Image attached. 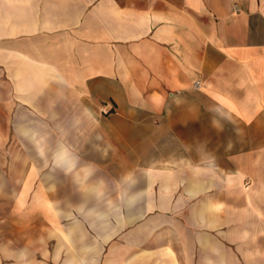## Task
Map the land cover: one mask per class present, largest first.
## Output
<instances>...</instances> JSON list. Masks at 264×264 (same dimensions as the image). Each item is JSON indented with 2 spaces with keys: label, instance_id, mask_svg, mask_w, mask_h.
I'll return each mask as SVG.
<instances>
[{
  "label": "crops",
  "instance_id": "0c3cea01",
  "mask_svg": "<svg viewBox=\"0 0 264 264\" xmlns=\"http://www.w3.org/2000/svg\"><path fill=\"white\" fill-rule=\"evenodd\" d=\"M0 264H264V0H0Z\"/></svg>",
  "mask_w": 264,
  "mask_h": 264
},
{
  "label": "rangeland",
  "instance_id": "374dc122",
  "mask_svg": "<svg viewBox=\"0 0 264 264\" xmlns=\"http://www.w3.org/2000/svg\"><path fill=\"white\" fill-rule=\"evenodd\" d=\"M6 159H7V163H8V160L10 159V157H8V156L5 157L4 154H3V156H2V160H6ZM5 162H6V161H5Z\"/></svg>",
  "mask_w": 264,
  "mask_h": 264
},
{
  "label": "built area",
  "instance_id": "2783aa9c",
  "mask_svg": "<svg viewBox=\"0 0 264 264\" xmlns=\"http://www.w3.org/2000/svg\"><path fill=\"white\" fill-rule=\"evenodd\" d=\"M198 86H199V83L196 84V87H198Z\"/></svg>",
  "mask_w": 264,
  "mask_h": 264
}]
</instances>
